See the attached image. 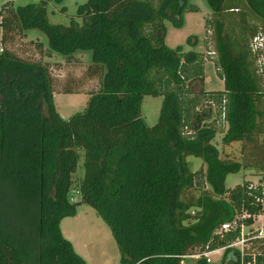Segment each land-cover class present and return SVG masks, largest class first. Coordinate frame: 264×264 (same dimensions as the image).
Here are the masks:
<instances>
[{
	"label": "trees",
	"instance_id": "obj_1",
	"mask_svg": "<svg viewBox=\"0 0 264 264\" xmlns=\"http://www.w3.org/2000/svg\"><path fill=\"white\" fill-rule=\"evenodd\" d=\"M52 1L2 3L1 42L39 29L67 61L91 51L86 74L100 87L65 119L47 65L0 54V264H86L60 228L81 203L109 226L120 264H181L208 244L226 247L224 263L264 264V239L242 254L230 246L239 229L215 234L244 213L246 225L264 215V187L225 186L243 166L222 158L215 143L219 134L225 146L264 135V78L253 45L264 37V0H206L209 55L224 83L211 93L189 89L204 78L201 55L160 35L166 11H196L187 0H87L68 24L50 23ZM146 95L164 97L153 126L141 114ZM188 156L202 160L200 169ZM81 158L84 174L74 183Z\"/></svg>",
	"mask_w": 264,
	"mask_h": 264
},
{
	"label": "rangeland",
	"instance_id": "obj_2",
	"mask_svg": "<svg viewBox=\"0 0 264 264\" xmlns=\"http://www.w3.org/2000/svg\"><path fill=\"white\" fill-rule=\"evenodd\" d=\"M35 0H0V6L4 2L14 5L25 4ZM87 0H59L52 1L48 5V18L52 24H68L70 17L76 13L79 4ZM189 6H195L196 11L185 9L181 16H177L166 11L165 29L160 32L164 42L171 48L182 46L184 50H193L201 55L203 61V80H194L189 83L192 93L204 91L211 93L222 90L224 83L218 74L213 63L212 55H209L211 47L210 33H207L206 21L212 16L211 9L206 0H187ZM1 39V26H0ZM43 43L39 47L37 42ZM1 42V40H0ZM255 56L259 66V71L264 78V52L260 47L264 46V37L260 35L253 40ZM1 49H3L1 51ZM45 50L47 52H45ZM9 51L17 57L29 62L45 64L51 77L53 87V98L55 107L60 115L68 119L76 112H81L87 105L90 98L89 92L98 91L100 87L99 78H88L86 72L88 65L92 63L91 51H76L70 61L67 57L51 51L48 47L47 36L39 29H29L27 34L16 31L7 34L4 42L0 43V54ZM70 89L72 93H64ZM163 96L146 95L141 101V114L149 126H153L159 119L163 106ZM206 105H209L206 103ZM214 116L218 119V108L212 105ZM213 120L210 119L209 122ZM223 120L222 116L221 119ZM222 127V123L220 124ZM217 135L215 143L224 159L238 161L243 168L237 173H231L225 181L226 187H235L248 181L251 186L264 187V135L255 136L252 140L245 142H233L230 145H222ZM192 170H198L202 166V160L194 156H188ZM83 158H81L77 172L74 174V183L84 174ZM74 201L79 200L76 193ZM249 217L248 214L238 216L239 222ZM251 225L243 226L242 237L244 243L236 244L242 254L256 252L252 240L256 230L264 224V215H254ZM60 228L63 236L72 242L75 251L86 260V264H120V252L109 226L87 204L81 203L77 206V213L61 220ZM221 236V235H220ZM239 235V238H242ZM216 251L210 255V264H228L223 262L226 247L214 248ZM203 248L195 247L191 249L182 264H199Z\"/></svg>",
	"mask_w": 264,
	"mask_h": 264
},
{
	"label": "built area",
	"instance_id": "obj_3",
	"mask_svg": "<svg viewBox=\"0 0 264 264\" xmlns=\"http://www.w3.org/2000/svg\"><path fill=\"white\" fill-rule=\"evenodd\" d=\"M2 50L3 49H1V51ZM210 54H213V53H210ZM243 226H245V225L243 223H239L238 218H236L233 222H228V223H224L223 225H221V227L216 230L215 234L223 236L225 233L236 231V230L239 229L240 230V235L242 237ZM243 237L242 238L237 237L236 240L234 242H232V244L230 246L234 247V245H236V244L244 243ZM253 238L254 239H264V224H262L256 230V234L254 235ZM215 251H216L215 249H210V246L208 244V245L205 246L203 251H201L200 256L203 259H206L207 263H211L212 259H211L210 255L212 254V252H215ZM186 257H187V255L184 256L183 259L186 258Z\"/></svg>",
	"mask_w": 264,
	"mask_h": 264
},
{
	"label": "crops",
	"instance_id": "obj_4",
	"mask_svg": "<svg viewBox=\"0 0 264 264\" xmlns=\"http://www.w3.org/2000/svg\"><path fill=\"white\" fill-rule=\"evenodd\" d=\"M1 35H2V32H1ZM1 40V39H0ZM0 43H2V42H0Z\"/></svg>",
	"mask_w": 264,
	"mask_h": 264
}]
</instances>
